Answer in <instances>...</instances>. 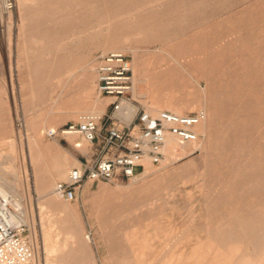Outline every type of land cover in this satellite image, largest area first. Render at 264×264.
Wrapping results in <instances>:
<instances>
[{
    "label": "rangeland",
    "instance_id": "1",
    "mask_svg": "<svg viewBox=\"0 0 264 264\" xmlns=\"http://www.w3.org/2000/svg\"><path fill=\"white\" fill-rule=\"evenodd\" d=\"M14 1L0 17V172L16 186L44 264L60 263L78 231L89 240L85 264H264V244L228 253L214 232L264 196V0ZM127 13L144 19H98ZM107 32L117 37L105 41ZM112 45L126 48L138 101L170 93L188 104L184 113L205 111L208 133L134 178L88 180L75 199L52 201L65 177L49 172L61 156L76 159L66 174L92 151L45 129L85 114L88 89L96 108H108L95 67ZM86 61L89 82L81 79ZM36 167L50 187L39 185Z\"/></svg>",
    "mask_w": 264,
    "mask_h": 264
},
{
    "label": "built area",
    "instance_id": "2",
    "mask_svg": "<svg viewBox=\"0 0 264 264\" xmlns=\"http://www.w3.org/2000/svg\"><path fill=\"white\" fill-rule=\"evenodd\" d=\"M14 5V0H2L6 10ZM95 72L97 92L109 98L108 108L45 129L49 137H79L92 151L89 157L78 159L77 165L68 168L65 178L54 184L53 191L66 200L75 199L85 181L134 178L144 168L145 160L151 164L162 162L168 136L179 143L197 141L195 126L206 116L201 108L189 113L150 111L133 95L132 65L123 51L102 53ZM28 233L27 223L15 217L10 202L0 196V264H44Z\"/></svg>",
    "mask_w": 264,
    "mask_h": 264
},
{
    "label": "bare ground",
    "instance_id": "3",
    "mask_svg": "<svg viewBox=\"0 0 264 264\" xmlns=\"http://www.w3.org/2000/svg\"><path fill=\"white\" fill-rule=\"evenodd\" d=\"M27 0H20V3H25ZM2 0H0V17H2ZM22 14V12H21ZM23 17V14H22ZM100 21L103 22H112V21H119L124 20L127 23L130 24H140L144 18H141L139 15H136L134 13H127L124 15H118V16H108V15H101L98 17ZM158 35V34H157ZM117 37V34L115 32H107L104 35L105 41L107 39H114ZM126 38V36H124ZM113 46V45H112ZM110 47V46H108ZM125 47H115L111 50H120L124 51ZM134 50V49H133ZM83 71V74L81 76V79L84 81L90 80L89 71L92 70V66L87 63V61L80 67ZM134 80L137 82L140 80V78H137L134 72ZM133 95L140 96L141 94H138L137 89L133 87ZM84 98H87L86 101L88 104L84 107V111H87L88 114H98L102 112V108H96V104L90 102V89L87 91H84L83 94ZM152 105H146L147 108L150 111H157L162 108L169 109L176 113H182L184 108L187 107L188 104L185 102L176 99L173 97L170 93H163L160 95L152 94ZM100 104V103H99ZM101 105V104H100ZM184 113V112H183ZM195 129L197 132H201L203 134L208 133V126L206 119L202 120L199 124L195 126ZM71 139L72 144L74 146L75 143H78L76 146L80 150H83L84 143L82 141H78L74 139V136L68 137ZM188 143V144H187ZM203 142H200V147L203 146ZM197 145V141L194 142H186V143H179L178 140L173 136H168L167 142L164 146L163 152H164V160L173 158L181 153H186L190 149H193V147ZM6 155V161L10 159L9 153ZM163 160V161H164ZM5 161V160H4ZM5 161V162H6ZM76 162V159L74 157H68L66 154H63L61 156V159L58 161L56 167L54 170H51L49 173L52 175L53 179L56 178H64L66 174L63 172V168L68 164H74ZM10 167V168H9ZM151 167V163L148 160L144 161V173L147 172V170ZM9 169H12L10 165H8ZM0 169L6 170L5 167L0 165ZM38 167H36L35 177L36 180H38V183L40 186L43 185V187H50V184L46 183V178L48 177L47 173H39ZM24 171V167H23ZM10 172H12L10 170ZM13 175L15 173L12 172ZM264 180V179H263ZM132 184V181L131 183ZM117 188L119 185H117ZM136 188V186H135ZM0 196L6 198L11 206L15 210V217L23 220L26 222V218L24 215V212L22 211L20 200H19V193L16 190V186L14 184L9 183V181L6 179L4 174L0 172ZM60 196L55 193V196H51L49 199L52 201L58 202L60 200ZM256 206V207H255ZM255 209L253 211H246L239 213V211L234 212L232 215L233 217L229 220H226L224 223H222L220 226L216 227L215 229V237L216 241L221 244H225V249L229 253V248L233 245L235 246H243L248 245L251 243L262 245L264 244V196L262 197V201L258 202V205H255ZM253 207V208H254ZM255 234L257 236H255ZM259 234V235H258ZM74 240H72L70 247L67 249H64L58 256L61 258L60 263L57 264H85L88 260V245L89 240L88 236L83 234L81 231L76 232L73 234ZM74 242V243H73ZM34 247V245H33ZM57 246H52L49 248L50 252H53L54 254L57 252ZM59 250V249H58ZM35 251V250H34ZM247 251V250H246ZM228 253L222 256L223 259L228 258ZM245 254H248L247 252ZM237 255V253L235 254ZM214 258V257H213ZM215 260H218L217 256L214 258ZM247 259L253 260L252 257L248 255ZM176 264H179L176 262Z\"/></svg>",
    "mask_w": 264,
    "mask_h": 264
}]
</instances>
